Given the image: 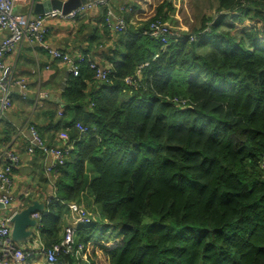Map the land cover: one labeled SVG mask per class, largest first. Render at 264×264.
<instances>
[{
    "label": "trees",
    "instance_id": "obj_1",
    "mask_svg": "<svg viewBox=\"0 0 264 264\" xmlns=\"http://www.w3.org/2000/svg\"><path fill=\"white\" fill-rule=\"evenodd\" d=\"M130 4L108 81L82 63L78 76L69 72L55 126L31 124L57 148L56 134L69 128L71 144L33 238L60 243L63 209L74 202L89 215L75 230L83 249L50 262L29 242L19 264H264V0H219L193 40L166 45L141 32L172 3L152 14L151 0ZM137 70L139 86L129 87L124 78ZM85 188L104 216L91 219Z\"/></svg>",
    "mask_w": 264,
    "mask_h": 264
},
{
    "label": "crops",
    "instance_id": "obj_2",
    "mask_svg": "<svg viewBox=\"0 0 264 264\" xmlns=\"http://www.w3.org/2000/svg\"><path fill=\"white\" fill-rule=\"evenodd\" d=\"M45 0H16L14 11L16 14L32 15L36 3ZM136 0H114L111 2L112 9L118 13L120 5L131 6ZM103 8L94 7L88 12L89 17L79 21L68 19L49 18L44 24L48 30L46 44L54 50L64 51L70 54L88 53L102 67L108 66L111 62L107 57L110 50L115 47L117 34L106 23L103 24ZM7 33L0 30V42ZM95 36V37H94ZM100 39V42H96ZM7 65L14 70L15 76L24 80L26 86L24 96L21 94L19 86L12 87V106L0 116V168L7 160L6 151L15 150L20 157V163L13 170V184L11 189V204L4 207L0 204V218H5L10 214L24 209L32 201H38L45 205L46 199L52 197L54 182L56 177L45 172L46 166L50 163V158L39 153L29 154L26 146L29 139V126L47 125L55 126L57 119H60V107L64 105L61 99V85L68 71L65 64L52 58L47 50L40 44L23 42L11 54L6 57ZM112 65V64H111ZM46 94L45 99H40L39 94ZM46 112V115H45ZM54 112V118L49 116ZM48 116V118H47ZM46 118V120H45ZM53 130V129H52ZM61 127L47 132L50 140H54L55 134ZM58 134V133H57ZM56 134V135H57ZM8 138V140H6ZM48 141V140H47ZM55 141V140H54ZM56 145L65 147L66 140ZM49 142V141H48ZM84 194L93 201L88 188ZM91 212L96 209L98 212L100 205L89 204ZM96 212L91 214V219H95ZM63 218L60 221V229L57 239H60L66 226L72 221L67 206L63 209ZM99 215V214H98ZM47 242L44 236L38 238ZM23 246H26L24 244ZM85 257V256H84ZM86 260H80L78 264H84ZM75 263V262H74ZM29 264H46L42 258L32 261Z\"/></svg>",
    "mask_w": 264,
    "mask_h": 264
},
{
    "label": "built area",
    "instance_id": "obj_3",
    "mask_svg": "<svg viewBox=\"0 0 264 264\" xmlns=\"http://www.w3.org/2000/svg\"><path fill=\"white\" fill-rule=\"evenodd\" d=\"M114 0H86L81 5L70 11L67 14H62L60 11H51L49 13L41 15H26L16 14L14 6L16 0H0V30L7 31L6 37L0 42V116L9 110L12 106V87L14 85L19 86L21 94L24 96L26 86L24 80L15 76L14 70L5 63V58L11 54L16 48H18L23 42L43 44L48 33L45 27V20L49 18H62L68 20H76L81 16H87L88 12L94 7H102L106 17L107 24L113 29L115 33H121L127 28V21L124 15L125 10H130L126 5H120L118 13H115L112 9L111 2ZM161 19L152 21L146 28L142 30V34L149 36L153 39L160 41L162 44L173 41L177 42L184 40L186 35L178 34L172 35L171 31L162 25ZM190 40H193V35H188ZM49 55L57 61L65 64L69 72L73 76H78L80 72V65L87 63L90 69L94 72V78L106 82L108 76L112 74V65L102 67L94 58H91L82 53L70 54L60 50H54L48 46H44ZM157 57V54L154 56ZM139 70L135 75H129L124 78V82L129 86L136 88L139 86ZM46 94H39V98H45ZM80 131H84L85 128L79 122L74 124ZM66 128L57 134L58 141H69V133ZM71 147L69 144L66 147H49L47 146L39 132L34 125L29 126V139L26 151L29 154L43 153L46 157L50 158V163L46 166L45 172L55 176L58 172V166L64 164L68 151ZM6 156L11 166H16L19 163V157L14 151L7 150ZM262 166L264 167V156L262 160ZM11 166H6L3 170H0V204L4 207H9L11 204ZM50 199H48L49 201ZM68 212L72 216V221L66 226L63 238L60 243L53 244L51 246H45L38 238L32 242L36 245L40 251L44 252L48 256L50 262H56V255L59 252L70 254L78 259L83 249V244L75 241V230L79 224L89 221V215L83 213L80 206L74 202H68ZM10 214L5 218H0V264H19L26 256L24 248L18 246L11 237V223ZM31 217L38 220L36 228L40 226V214L34 212ZM35 228V230H36Z\"/></svg>",
    "mask_w": 264,
    "mask_h": 264
},
{
    "label": "rangeland",
    "instance_id": "obj_4",
    "mask_svg": "<svg viewBox=\"0 0 264 264\" xmlns=\"http://www.w3.org/2000/svg\"><path fill=\"white\" fill-rule=\"evenodd\" d=\"M164 0H151L152 7L146 10V14H152L153 8ZM172 3L171 9L166 13L165 18L159 17L162 21V25L167 27L172 35H193L195 30L200 27L202 24V20L206 19L209 22V19L215 18L218 14L217 9L219 8V0H169ZM242 1V0H241ZM249 1V0H244ZM243 4V3H242ZM124 5V4H122ZM222 8V7H221ZM223 10V9H222ZM192 32V33H191ZM93 201V205H95ZM100 211H93L99 215L104 216V207L100 205ZM89 214V213H88ZM87 214V215H88ZM97 217V215H95ZM102 219V218H98ZM116 232L117 230L113 229L112 232ZM98 230L96 236H100L99 238L104 239L105 236L112 234L110 231L105 234V232H101ZM86 259V257H83ZM86 263V261H85Z\"/></svg>",
    "mask_w": 264,
    "mask_h": 264
},
{
    "label": "water",
    "instance_id": "obj_5",
    "mask_svg": "<svg viewBox=\"0 0 264 264\" xmlns=\"http://www.w3.org/2000/svg\"><path fill=\"white\" fill-rule=\"evenodd\" d=\"M84 1L86 0H45L42 3L35 4L33 13L35 15H41L56 10L65 15L78 8ZM69 76V71H67L61 85V91L65 88L66 81ZM43 210V203L32 201L31 204L26 206L24 209L16 211L11 215V237L18 246L20 245L23 247L24 244L35 240V238H33V234L36 228L37 220L32 218L31 214L36 211L41 212Z\"/></svg>",
    "mask_w": 264,
    "mask_h": 264
},
{
    "label": "bare ground",
    "instance_id": "obj_6",
    "mask_svg": "<svg viewBox=\"0 0 264 264\" xmlns=\"http://www.w3.org/2000/svg\"><path fill=\"white\" fill-rule=\"evenodd\" d=\"M1 31H5V30H1ZM6 33H7V31H5ZM8 34V33H7ZM35 44H38V43H35ZM40 45H42L43 47L44 46H47V44H46V39H45V42L43 43V44H40ZM85 55H87V54H85ZM87 56H89V55H87ZM89 57H91V56H89ZM92 58V57H91ZM46 170V169H45ZM59 174V173H58ZM12 188H10V190H11ZM37 212V211H36ZM73 220V219H72ZM37 222H38V220H37ZM40 244H43V243H40Z\"/></svg>",
    "mask_w": 264,
    "mask_h": 264
},
{
    "label": "clouds",
    "instance_id": "obj_7",
    "mask_svg": "<svg viewBox=\"0 0 264 264\" xmlns=\"http://www.w3.org/2000/svg\"><path fill=\"white\" fill-rule=\"evenodd\" d=\"M38 212V211H37Z\"/></svg>",
    "mask_w": 264,
    "mask_h": 264
}]
</instances>
